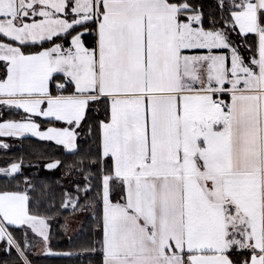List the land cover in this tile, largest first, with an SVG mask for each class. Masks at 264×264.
<instances>
[{"label": "snow or ice", "instance_id": "obj_1", "mask_svg": "<svg viewBox=\"0 0 264 264\" xmlns=\"http://www.w3.org/2000/svg\"><path fill=\"white\" fill-rule=\"evenodd\" d=\"M0 137V264H264V0H0Z\"/></svg>", "mask_w": 264, "mask_h": 264}, {"label": "trees", "instance_id": "obj_2", "mask_svg": "<svg viewBox=\"0 0 264 264\" xmlns=\"http://www.w3.org/2000/svg\"><path fill=\"white\" fill-rule=\"evenodd\" d=\"M207 3L211 4L214 3V0H206ZM43 127V125H42ZM0 140H3L5 142H8L12 145V148L10 149V151L16 155H20V154H27L30 151H32L33 149L36 150H40V151H52V149L47 147V144L51 143V142H44V141H39L38 138H30L29 140H25L23 142H21L19 139L16 138H2ZM4 150L0 149V152H2ZM54 229L60 233L63 230L60 229L58 227V225L55 224L54 222ZM56 243H58L60 246H57L58 248L62 249V250H67L71 247H73L72 243L70 241L67 240V238H62L58 241H55ZM49 260H56V261H66L69 262L70 264H81V262H78L74 259H69V258H47ZM46 264V263H45Z\"/></svg>", "mask_w": 264, "mask_h": 264}, {"label": "crops", "instance_id": "obj_3", "mask_svg": "<svg viewBox=\"0 0 264 264\" xmlns=\"http://www.w3.org/2000/svg\"><path fill=\"white\" fill-rule=\"evenodd\" d=\"M56 244V246H60L58 243L54 242ZM48 257H45V256H39V257H36V263L39 264L40 262L42 264H70L69 262H66V261H56L54 259L52 260H49L47 259Z\"/></svg>", "mask_w": 264, "mask_h": 264}, {"label": "rangeland", "instance_id": "obj_4", "mask_svg": "<svg viewBox=\"0 0 264 264\" xmlns=\"http://www.w3.org/2000/svg\"><path fill=\"white\" fill-rule=\"evenodd\" d=\"M214 1H215V0H214ZM2 138H3V137H0V139H2ZM4 142H5V141H4ZM74 227H75V226H74ZM71 235L74 236V235H75V231H73V232L71 233ZM37 263H38V262H37ZM37 263H36V264H37ZM39 264H42V263L40 262Z\"/></svg>", "mask_w": 264, "mask_h": 264}]
</instances>
